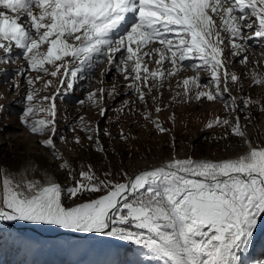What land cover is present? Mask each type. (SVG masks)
Listing matches in <instances>:
<instances>
[{"label": "snow or ice", "instance_id": "1", "mask_svg": "<svg viewBox=\"0 0 264 264\" xmlns=\"http://www.w3.org/2000/svg\"><path fill=\"white\" fill-rule=\"evenodd\" d=\"M252 37L264 42V0H0V64L25 62L12 78L26 77L28 85L20 122L60 162L49 166L46 160L35 161L38 166L69 167L56 149L55 100L62 88L73 89L69 77L87 78L104 62L109 68L102 76L114 69L126 81L125 96L136 97L112 109L117 113L140 111L138 103L146 123L158 133H170L148 109L151 101L156 114L164 110L159 103L163 89L167 85L171 91L175 79L180 91L173 101L223 102L228 117L218 116L205 127L230 130L248 148L235 159H181L173 137L172 153L162 166L131 175L122 171L119 182L112 179V171H103L101 178L89 164L87 171H80V179L70 169L67 175L73 182L67 186L51 179L16 181L0 164V222L114 238L139 246L147 259L162 264H241L239 253L252 244L264 218V146H253L248 139L241 113L251 124V107L259 104L264 113V104L232 95V86L242 92L243 84L228 65L229 56L239 57ZM240 62L248 63L247 55ZM187 69L194 74L182 76ZM201 72L208 73L207 82ZM40 81L43 85L37 88ZM54 82L60 87L39 97ZM253 82L264 87V73H254ZM19 87L17 80L13 88ZM98 91L99 99L93 91L87 101L106 118L109 109L100 105L106 95L119 96L120 89L113 85ZM38 97L49 102L40 110L51 119H35ZM79 119L80 131L95 152L107 157L102 137L113 143L117 137ZM169 119L175 124L174 114ZM118 138L124 149L135 139L122 129ZM59 139L66 142L63 136ZM74 144L84 148L79 135ZM28 164L24 161L22 167Z\"/></svg>", "mask_w": 264, "mask_h": 264}, {"label": "rangeland", "instance_id": "2", "mask_svg": "<svg viewBox=\"0 0 264 264\" xmlns=\"http://www.w3.org/2000/svg\"><path fill=\"white\" fill-rule=\"evenodd\" d=\"M245 49L239 54V57L229 56L228 71L241 77L243 91L239 90L237 85L232 86V95L247 96L264 104V87L255 86L253 82L254 73H264V42L259 38L246 39ZM229 51H231L229 49ZM247 55L248 63H241L240 57ZM234 60V61H233ZM106 62L101 63L95 68L94 74L84 79L73 81V89H61V94L55 100L57 116L56 127L58 136L55 139L57 151L63 155L68 163V168L58 170L53 167L45 168L38 166L35 161L46 160L51 166L55 162L49 152L37 143V135L32 134L20 122L27 101L25 99L28 85L26 77H17L13 80L11 73L24 69L25 62L7 63L4 66V75L0 77V164L3 165L9 174L16 180L22 178L37 179L44 182L51 179L67 186L73 181L69 179L67 172L71 169L75 171L76 178L80 179L81 170L87 171L91 164L97 175L103 178L102 173L110 170L114 173L112 179L123 182L122 171H127L129 175L145 169L151 165H156L162 161L168 160L172 153L171 142L175 138V150L177 158L192 157L193 159L221 160L225 158L235 159L239 155L248 151L247 146L239 138L230 134V130H225L219 126L214 129H207L205 126L210 121L220 117H228V110L223 102L198 103H178L173 101L177 89L175 79L172 80V90L169 91L166 85L163 89V97L160 99V106L164 109L160 114L155 113V106L149 103V111L153 118L158 119L163 127L170 129V133H158L154 126L146 123L140 112L144 111L142 105L137 103L140 111H131L126 109L124 113L119 114L112 109H119L125 99L136 100L135 96H125L123 87L126 81L113 69L107 75L105 72ZM107 68V67H106ZM108 69V68H107ZM194 73L187 69L181 73L182 76H190ZM35 76V73H31ZM201 79L207 82L208 73L201 72ZM0 76H2L0 74ZM5 77H8L7 81ZM48 79H51L50 77ZM20 83L18 89L13 88V83ZM102 81V82H101ZM43 81H40L36 87L41 88ZM54 87L46 91H41L39 97L52 95L56 87H60L58 82H54ZM116 85L120 89V95L107 96L100 105L109 109L106 118L99 116V107L93 106L87 101L88 94L96 91L99 99V89H112ZM77 96L72 102L70 96ZM37 98L34 103L37 105L35 119H51L41 107H47V101ZM227 99V94L225 95ZM179 99V98H177ZM79 101H85L83 104ZM241 106L242 102H241ZM260 105L251 107L250 114L253 118L251 124L243 120L245 113H241L242 124L247 125L245 131L247 137L252 141L253 146H264V113L259 110ZM175 115V124L169 119ZM80 117L89 126L95 127L99 124L101 129H108L113 136L117 137L115 143L108 137H102V143L108 151V156L102 158L94 150L84 133L80 131ZM75 126V131H73ZM123 130L124 134H130L135 139L129 141L127 149L121 148L119 133ZM79 135L84 148L81 149L74 144V137ZM59 136L66 138V142H61ZM227 136L228 139L221 137ZM29 161V164L22 167V162ZM34 172L32 169H37ZM19 169V171H17ZM20 226H31L41 232L50 233L68 232L51 226H36L26 223H15ZM14 229V228H13ZM11 227L0 222V264H42L43 260L60 259L59 263L73 261L74 264H162L160 261L147 259V253L139 246L128 242H121L114 238L101 237L99 235L89 238H77L68 236H57L54 238H40L32 231L13 230ZM17 230V231H16ZM72 233V232H71ZM88 240L86 245L85 241ZM85 252V253H84ZM241 264H264V218L259 222L258 228L254 234L252 244L246 251L239 253ZM85 258L84 260L82 258Z\"/></svg>", "mask_w": 264, "mask_h": 264}, {"label": "bare ground", "instance_id": "3", "mask_svg": "<svg viewBox=\"0 0 264 264\" xmlns=\"http://www.w3.org/2000/svg\"><path fill=\"white\" fill-rule=\"evenodd\" d=\"M234 61V60H233ZM109 68V65L108 66H105L104 68L105 69H107V68ZM168 160H165V161H162V162H160V163H158V164H156V165H151V166H149V167H147V168H151V167H159V166H162L164 163H166ZM147 168H145V169H147ZM142 170H144V169H142ZM141 171V170H140ZM138 172V171H137ZM16 225V224H15ZM14 229H17V228H14ZM36 229V228H35ZM18 230H24L23 228H21V229H18ZM31 231H33V230H31ZM39 231V233H35L36 234V236L38 235V237H40V238H43V237H47V238H54V237H57V236H60V235H62V234H58V233H60V232H58V233H50V232H48V231H44V232H41L40 230H38ZM66 233H71V232H66ZM78 234V236H79V238H83V239H89V238H92V237H95V236H97V235H93V234H89V235H87V234H79V233H77ZM71 236H74V235H71ZM88 240H86L85 241V243H86V245L88 244ZM55 263H59V261H55ZM52 264H54V263H52ZM62 264V263H61Z\"/></svg>", "mask_w": 264, "mask_h": 264}, {"label": "water", "instance_id": "4", "mask_svg": "<svg viewBox=\"0 0 264 264\" xmlns=\"http://www.w3.org/2000/svg\"><path fill=\"white\" fill-rule=\"evenodd\" d=\"M136 173V172H135ZM5 224L9 225L10 227H13V228H17V229H26V230H33L34 232L36 233H39V231L37 229H35L34 227H31V226H17L11 222H4ZM58 234H65V235H74V236H78V234L76 233H66V232H60ZM89 235V234H87Z\"/></svg>", "mask_w": 264, "mask_h": 264}]
</instances>
